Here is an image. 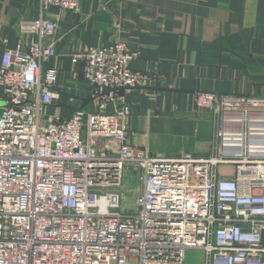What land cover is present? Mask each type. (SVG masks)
I'll return each mask as SVG.
<instances>
[{
	"label": "built area",
	"instance_id": "2783aa9c",
	"mask_svg": "<svg viewBox=\"0 0 264 264\" xmlns=\"http://www.w3.org/2000/svg\"><path fill=\"white\" fill-rule=\"evenodd\" d=\"M81 1L40 0V18L22 25L36 41L2 55L0 264H186L189 250L204 264H264V97L196 93L214 117L211 155H152L130 144L126 101L162 82L117 40L72 57L94 111L45 118L59 97L46 65L60 16H43ZM126 171L141 185L134 213L122 210Z\"/></svg>",
	"mask_w": 264,
	"mask_h": 264
},
{
	"label": "crops",
	"instance_id": "0c3cea01",
	"mask_svg": "<svg viewBox=\"0 0 264 264\" xmlns=\"http://www.w3.org/2000/svg\"><path fill=\"white\" fill-rule=\"evenodd\" d=\"M39 5L40 0H0V66L6 49L27 50L36 41L22 25L40 18ZM56 15V53L46 68L58 71L59 97L46 107L45 118L94 111L83 62L72 57L117 40L139 53L134 70L162 82L126 101L130 144L152 155H211L214 117L197 108L196 93L264 97V0H82L78 12L53 8L43 18Z\"/></svg>",
	"mask_w": 264,
	"mask_h": 264
},
{
	"label": "rangeland",
	"instance_id": "374dc122",
	"mask_svg": "<svg viewBox=\"0 0 264 264\" xmlns=\"http://www.w3.org/2000/svg\"><path fill=\"white\" fill-rule=\"evenodd\" d=\"M1 107L4 105L1 102ZM233 168L221 167V171L232 172ZM139 179L135 172L127 173L125 175L123 184L120 188L123 199H122V210L127 213H134L137 211L135 201L139 195ZM205 254L202 251L189 250L185 255L186 264H204Z\"/></svg>",
	"mask_w": 264,
	"mask_h": 264
},
{
	"label": "water",
	"instance_id": "95a60500",
	"mask_svg": "<svg viewBox=\"0 0 264 264\" xmlns=\"http://www.w3.org/2000/svg\"><path fill=\"white\" fill-rule=\"evenodd\" d=\"M1 105H2V104L0 103V107H1Z\"/></svg>",
	"mask_w": 264,
	"mask_h": 264
}]
</instances>
